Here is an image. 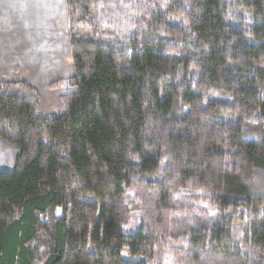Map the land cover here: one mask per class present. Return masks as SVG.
I'll return each instance as SVG.
<instances>
[{
    "label": "trees",
    "instance_id": "obj_1",
    "mask_svg": "<svg viewBox=\"0 0 264 264\" xmlns=\"http://www.w3.org/2000/svg\"><path fill=\"white\" fill-rule=\"evenodd\" d=\"M65 8V112L0 85V137L20 150L0 170V264H149L176 224L183 264H264V0ZM134 186L147 209L127 234Z\"/></svg>",
    "mask_w": 264,
    "mask_h": 264
},
{
    "label": "crops",
    "instance_id": "obj_2",
    "mask_svg": "<svg viewBox=\"0 0 264 264\" xmlns=\"http://www.w3.org/2000/svg\"><path fill=\"white\" fill-rule=\"evenodd\" d=\"M65 0H0V85L25 82L41 96L45 114L59 115L57 109L44 108L56 82L75 73ZM56 112H53L55 111ZM62 111V112H60ZM59 113V114H56ZM20 150L0 137V170L12 171Z\"/></svg>",
    "mask_w": 264,
    "mask_h": 264
},
{
    "label": "rangeland",
    "instance_id": "obj_3",
    "mask_svg": "<svg viewBox=\"0 0 264 264\" xmlns=\"http://www.w3.org/2000/svg\"><path fill=\"white\" fill-rule=\"evenodd\" d=\"M75 73V72H74ZM58 89H54L51 91L50 94H57L56 99L52 98V96L46 95L43 91L42 99H48V105H44V108H59L61 106L62 96L71 93L76 90L75 87L69 85H61L57 87ZM61 95V97H60ZM61 100L59 101V99ZM63 102V101H62ZM64 106V103L63 105ZM66 110L65 106L62 107V111ZM43 111V109H42ZM60 111V112H62ZM53 112H56L53 111ZM45 114V112H43ZM59 114V113H56ZM177 190V189H176ZM175 190V191H176ZM194 193H200V191L196 192L195 190L185 188L176 191V194L179 198L184 199L185 196L192 195ZM126 195V203L128 205L129 213L128 219L122 223V230L129 234V233H136L142 227L144 220H145V211L147 209L144 203H140V199L138 198V188L134 186L132 188L127 189L125 192ZM206 205V202L204 203ZM183 224H176V225H166L167 232L165 234H161L158 230L154 237L152 238L151 242H155V246L152 247L151 251L147 255L146 259L148 260L149 264H183L185 259L186 253V244H184L176 235H173V230L177 226H182ZM167 237V240L163 238Z\"/></svg>",
    "mask_w": 264,
    "mask_h": 264
}]
</instances>
